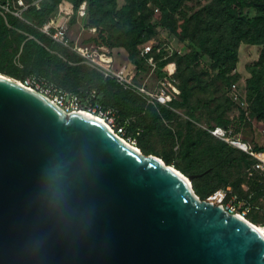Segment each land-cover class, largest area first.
<instances>
[{
    "label": "water",
    "instance_id": "water-1",
    "mask_svg": "<svg viewBox=\"0 0 264 264\" xmlns=\"http://www.w3.org/2000/svg\"><path fill=\"white\" fill-rule=\"evenodd\" d=\"M195 177L0 74V264H264Z\"/></svg>",
    "mask_w": 264,
    "mask_h": 264
},
{
    "label": "trees",
    "instance_id": "trees-1",
    "mask_svg": "<svg viewBox=\"0 0 264 264\" xmlns=\"http://www.w3.org/2000/svg\"><path fill=\"white\" fill-rule=\"evenodd\" d=\"M25 1L31 4L36 0ZM62 1L43 0L40 8L30 7L26 19L36 28L11 20L13 29H9L0 17V74L23 84L32 76L45 77L62 89L79 95L86 107L98 104L104 110L116 109L120 122L131 120L126 125L125 138L137 140V147L144 155L163 159L156 150L147 149L142 144L143 139L160 133L164 129L162 120H177V115L162 106L150 107L140 120H135L133 116L142 112L144 102L91 68L70 64L78 59L38 30L54 18ZM67 1L73 7L72 22L79 17L85 28L96 30V34L82 45L108 50L123 48L137 71L147 70V60L141 56V49L146 43L156 41L158 33L154 19L170 34L189 42L191 50L185 55L176 52L167 59L165 52L155 55L160 69L171 62L176 64L175 78L180 95L170 106L182 110L190 118L186 121L180 119L177 125L180 158L174 165L187 177L198 176L192 185L201 200H206L220 188L232 186L231 180L236 172L249 175L253 159L214 138L208 131L197 127V123H200L198 112L201 108L208 109L207 121L213 123L208 129H233L235 124L246 126L254 121L264 123V0H205L197 9L189 10H185L184 5L192 0H127L121 8L118 0ZM84 2L87 3V11L85 17H81L79 9ZM163 42L168 41L157 43ZM242 44L263 47L259 60L249 68L247 110L238 109L229 95L231 85L241 77L236 68ZM18 55L22 68L13 62ZM202 56L211 61L208 70L197 65ZM215 70L218 72L211 76L210 72ZM218 83L227 88L223 101L209 98V93ZM93 92L95 96L91 97ZM233 131L235 135H240L235 129ZM253 148L264 151V147L257 145ZM163 161L170 166L172 159L166 157ZM251 176L259 182L255 183L251 193V202L256 206L259 197L264 195V177L258 174ZM236 194L241 198L251 195ZM259 210L253 209L248 220L263 226L264 213Z\"/></svg>",
    "mask_w": 264,
    "mask_h": 264
},
{
    "label": "built area",
    "instance_id": "built-area-1",
    "mask_svg": "<svg viewBox=\"0 0 264 264\" xmlns=\"http://www.w3.org/2000/svg\"><path fill=\"white\" fill-rule=\"evenodd\" d=\"M42 1L43 0H36L33 3L28 4L25 0H0V17L4 20L9 29H13L10 24L11 20H16L31 27H35L31 21L26 19V13L30 7L35 6L40 8ZM61 11L73 13V7L69 3H65V6L61 8ZM86 11L87 3L84 2L79 9V15L81 17L85 16ZM38 30L54 42L70 48L73 52L79 55L81 59H83V63L98 71L104 76V78L114 80L124 90L137 93L145 99L148 104L171 108V102L180 95L179 88L177 87V80L175 78L176 64L174 62H171L166 66V76L163 79L164 81L155 89H150L147 86V81L142 84L135 83L125 68L115 67L114 56L107 48H99L93 45H82L79 43L72 45L68 38L69 21L66 17L59 16L58 19H52L41 28H38ZM29 38L33 37L29 36ZM163 52L167 54L165 59L173 56L176 52L179 54L181 53V51L173 47L169 42H163L160 44L150 41L142 47L141 56L145 57L148 63L153 69H155L157 62L155 55H161ZM24 85L43 94L67 113L82 112L99 118L120 138L128 143L131 142L130 138H125L126 125L130 124L131 120L125 119L120 122L119 114L115 109L104 110L98 104H88L86 107L79 95L62 89L45 77L32 76L27 79ZM229 95L238 109H248L249 105L245 96V91L241 89L239 84L234 83L231 85ZM90 96L94 97L95 93L93 92ZM208 131L215 138L243 151L253 159L254 163L251 168L248 169L250 176L258 174L264 177V151L254 150L252 146L240 139L239 136L235 135L233 129L230 127H214L208 129ZM252 196L253 195H249L247 198H241L234 192L233 187L228 185L215 191L206 201L215 205L223 206L229 213L239 215L249 221L248 216L250 212L255 208L259 209L251 202ZM253 225L256 226L255 224ZM262 227L264 228V225Z\"/></svg>",
    "mask_w": 264,
    "mask_h": 264
},
{
    "label": "rangeland",
    "instance_id": "rangeland-1",
    "mask_svg": "<svg viewBox=\"0 0 264 264\" xmlns=\"http://www.w3.org/2000/svg\"><path fill=\"white\" fill-rule=\"evenodd\" d=\"M205 2H206L205 0L188 1L185 3L184 8L185 10L186 9L189 10L192 8L197 9L199 4H202ZM65 3H69V2L67 0H63L61 2L58 12L54 16L53 19H58L59 16L66 17L70 23V28L68 31V38L70 39L72 45L76 43L83 44L84 42L88 41L93 35L96 34V30L85 28L82 22V19H80L79 17L75 22H72L74 14L68 13L67 11H64V12L61 11V8L65 6ZM118 4H119V7L121 8L127 4V0H118ZM157 12L158 11L155 10L156 14ZM191 13L192 11L190 10V14ZM153 21L157 26V33H158L157 37L154 39L156 41H153V42L157 43L158 41H162V40L168 41L170 44H172L173 47L181 51L182 55H185L190 52L191 48H190L189 42H183L176 36L170 34L164 27L159 25L156 19H154ZM59 46H62V45L59 44ZM62 47L66 49L70 55L78 59L77 62H70V64L72 65L80 64L82 66L89 67L87 64L83 63V59H81V57L77 55L75 52H73L70 48L64 47V46ZM262 49H263L262 46H251V45H246V44H242L240 47L239 62L237 64L236 72L239 73L241 77L239 80L236 81V83L239 84L241 89L245 91V96L247 95V79L251 77L249 73V68L252 67L259 60ZM109 51L115 58H117V63H115L114 66L118 68L119 67L125 68L129 72L130 77L133 79L135 83L142 84L143 82L147 81V86L150 89H155L161 82L164 81L163 79L166 76V67H164L163 69H160L158 62H156L155 69H153V67L147 61V64H148L147 70L137 71L136 69L133 68L132 64L129 61L128 53L123 48L111 49ZM13 62H14V65H16L19 68H22V64L19 61V55L13 59ZM197 65L200 69L204 68L208 70V68H210L211 61L207 56H202L200 57ZM217 72L218 70H215L213 72H210V74L211 76H215ZM127 92L133 94L134 96L139 98L142 102H144L142 112L139 113L138 115L133 116V118L137 121L140 120L143 114L146 113L148 108L150 107L161 108V105L155 106V105L148 104L145 99H143L141 96H139L135 92H132V91H127ZM225 94H227V88L223 87L222 84L218 83L217 86L214 89H212L211 92L209 93V98H211L212 100L220 99L221 101H223ZM203 96L204 95H202V97ZM165 108H168V107H165ZM108 109H114V108H108ZM168 109L171 110L173 113H175V115H177L178 117L177 120L176 119L174 120L163 119L162 124L164 126V129L160 133L144 138L142 144L149 150H156L157 152H159L160 155L163 157V159L161 158L162 160H164L166 157H170L172 159L170 166L173 168H176L174 165V162H177L180 158V154H179V151H180L179 143L180 142H178L177 140V125L180 119H182V121H186V120H189L190 118L182 110L173 109L172 107L171 109L170 108ZM207 111L208 109L205 110L204 108H201L198 112V114L201 115L200 116L201 124L197 123V127H200L204 131H208L207 127H211L213 125L212 121L211 122L207 121L208 120ZM234 129L238 131V133L240 134L238 135L239 138L242 139L244 142L248 143L250 146L254 147L255 145H257L259 147H264V123L254 121L250 125H246V126H243L241 124H235L233 127V130ZM130 143L133 144V146L135 147H137L139 144V142L134 139L131 140ZM240 173L239 172L235 173L234 178L231 180L232 181L231 185L234 191L238 193L239 195L241 196L249 195L254 191V187L256 185L255 183H257L258 180L255 179V176L245 175V173L243 174V172L240 175ZM255 205L258 208H260L259 210L260 212L264 213V195L259 197ZM255 217H257V214Z\"/></svg>",
    "mask_w": 264,
    "mask_h": 264
},
{
    "label": "bare ground",
    "instance_id": "bare-ground-1",
    "mask_svg": "<svg viewBox=\"0 0 264 264\" xmlns=\"http://www.w3.org/2000/svg\"><path fill=\"white\" fill-rule=\"evenodd\" d=\"M99 119V118H97ZM100 120V119H99ZM102 121V120H100ZM103 122V121H102ZM105 123V122H103ZM135 147V146H134ZM137 150L141 151L139 148L135 147ZM187 177V176H186ZM260 225V224H259ZM256 225L255 227L258 229V231H260V233H262L264 235V228L262 226Z\"/></svg>",
    "mask_w": 264,
    "mask_h": 264
},
{
    "label": "crops",
    "instance_id": "crops-1",
    "mask_svg": "<svg viewBox=\"0 0 264 264\" xmlns=\"http://www.w3.org/2000/svg\"><path fill=\"white\" fill-rule=\"evenodd\" d=\"M114 59H115V63H117V58L114 57Z\"/></svg>",
    "mask_w": 264,
    "mask_h": 264
}]
</instances>
